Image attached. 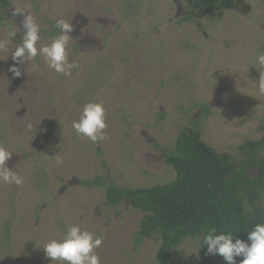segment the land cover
<instances>
[{"label": "rangeland", "instance_id": "rangeland-1", "mask_svg": "<svg viewBox=\"0 0 264 264\" xmlns=\"http://www.w3.org/2000/svg\"><path fill=\"white\" fill-rule=\"evenodd\" d=\"M7 1L0 145L23 184L0 181V264H66L43 246L73 224L103 238L95 249L101 264H199V237L160 263V239H136L143 212L128 199L111 207L98 182L172 181L165 155L182 128L198 126L217 151L245 157L240 146L264 136V0H245L216 19L199 10L191 21L183 0ZM28 13L41 29L38 47L58 35L57 20L72 23L68 59L78 67L70 76L39 55L17 64L21 76L9 70ZM92 101L106 110L105 138L95 143L73 128Z\"/></svg>", "mask_w": 264, "mask_h": 264}, {"label": "trees", "instance_id": "trees-1", "mask_svg": "<svg viewBox=\"0 0 264 264\" xmlns=\"http://www.w3.org/2000/svg\"><path fill=\"white\" fill-rule=\"evenodd\" d=\"M188 10L186 21L205 10L211 19L245 0H183ZM0 0V16L7 5ZM245 157L237 159L219 152L202 139L200 127L192 132L182 128L165 161L175 171L172 181L152 186H105L106 199L113 208L124 199L143 212L138 243L157 236L160 245L157 260L171 261L173 251L189 237H199V264H225L220 256L207 254L204 236L209 229L231 233L247 240V232L264 223V136L247 140L241 146ZM255 169V175L250 173ZM242 258H237V264Z\"/></svg>", "mask_w": 264, "mask_h": 264}, {"label": "clouds", "instance_id": "clouds-1", "mask_svg": "<svg viewBox=\"0 0 264 264\" xmlns=\"http://www.w3.org/2000/svg\"><path fill=\"white\" fill-rule=\"evenodd\" d=\"M55 27L59 30L58 35L50 44L38 47L40 26L30 13L24 15L22 43L12 52L15 63L9 69L15 76H21L17 64L22 65L38 55L42 56L55 72L66 76H70L72 69L78 67L75 62H69L68 59L72 23L60 19L56 21ZM4 47L5 42L0 41V49ZM258 63L264 65V55L258 57ZM260 73L259 91L264 93V72ZM106 127V110L103 102L86 103L79 120L73 122L75 131L94 143L105 138ZM11 155L12 152L0 145V181L20 186L23 184V177L7 166ZM57 163L62 161L58 159ZM102 242V237L82 229L78 224H73L68 227L62 239L49 240L43 248L46 257L52 261H63L66 264H101L95 249L99 248ZM204 244L207 245V254L222 257L225 264H237V258H242L239 264H264V223L255 224L252 230L247 232V240L235 238L231 233H218L216 228H211L204 236Z\"/></svg>", "mask_w": 264, "mask_h": 264}]
</instances>
